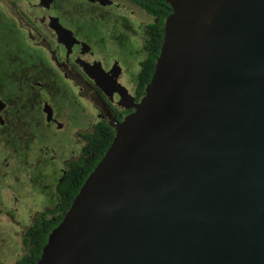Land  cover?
<instances>
[{"label":"water","instance_id":"1","mask_svg":"<svg viewBox=\"0 0 264 264\" xmlns=\"http://www.w3.org/2000/svg\"><path fill=\"white\" fill-rule=\"evenodd\" d=\"M167 1L144 94L36 264H264V0Z\"/></svg>","mask_w":264,"mask_h":264},{"label":"flooded vegetation","instance_id":"2","mask_svg":"<svg viewBox=\"0 0 264 264\" xmlns=\"http://www.w3.org/2000/svg\"><path fill=\"white\" fill-rule=\"evenodd\" d=\"M141 1L0 0V34L6 32L12 35L18 30L25 42L38 50L25 55L21 50L12 52L6 49L0 59V101L3 103L0 109V126L7 123V119L14 127L12 134L7 138L2 135L0 140H16L20 144L15 148L5 145V142L0 143L19 156L18 152L25 150L35 136L42 140L47 134L45 131L52 128L62 130V123L56 117L58 105L51 101L55 90H62L69 95L71 106L81 109V112L83 107L80 106L84 102L95 113L84 129L75 118L74 124L80 127L71 138L78 142V154L75 158L70 155L63 159L62 166L51 171L56 177L53 186L39 187L43 196L56 200L54 207H59L56 184L66 175L69 165L82 157L88 139L87 133L94 132L96 125L102 123L114 134L112 124L122 121L132 111L127 95L137 102L144 94L147 84L139 96L137 88L142 65L150 54L148 41L152 33L151 24H158L161 19L166 20L171 8L167 15L159 18L148 13L140 4ZM95 22L102 37L105 33L110 41L109 46L112 45L114 49L121 50L128 37L137 41L138 46L133 49L132 56L138 57L135 59L137 71L133 70L132 60L121 61L117 56H109L110 53L113 54L112 50L109 46L103 47L104 37L102 39L98 35L96 41L101 53L95 56V44L89 41L83 29ZM19 77L22 78L21 81ZM35 89L37 90L33 91ZM45 107L51 110L49 121ZM31 125L36 133L22 127ZM57 174H60L59 177Z\"/></svg>","mask_w":264,"mask_h":264},{"label":"rangeland","instance_id":"3","mask_svg":"<svg viewBox=\"0 0 264 264\" xmlns=\"http://www.w3.org/2000/svg\"><path fill=\"white\" fill-rule=\"evenodd\" d=\"M83 29L89 41L93 45L95 44L92 46L93 48L96 47L93 50L97 57L101 52H99L100 45L96 41L98 39L96 35L102 39L104 37L103 47H108L110 41L104 35L105 33L102 37L96 22ZM11 34H6V32L0 34V59L5 54L6 49L12 52L21 50V53L25 55L31 51L38 52L25 42L26 40L23 39L20 31L17 30ZM101 43L102 41H100ZM137 46V41L128 37L125 44L123 43L121 46L122 48L120 47L122 51L114 49L112 45L109 46L113 52L109 56H117L121 61L124 59L132 60L135 72L138 69L135 59L138 57L132 58V56L134 55L133 49H136ZM18 73L20 74V71ZM38 78L42 79L40 76ZM19 80L21 81L22 78L19 77ZM52 99L53 104L58 105L56 117L62 123V130L52 128L50 131H45L47 134L42 140L35 136L30 141L29 146L24 148L25 150L19 151L22 154L19 156L15 151L0 143V264H15L17 262L25 251L26 246H23V239L27 228L43 211L47 212V209L49 211L55 206L54 201L51 202L52 200L48 199V196H43L39 187L41 185L53 186L56 177L51 171L61 167L63 159H67L70 155L75 158L78 154V142L71 138L75 130L80 127L74 124L75 118L84 129L88 120L95 116L94 111L84 102L80 106V108L83 107L82 112L81 109L71 106L70 96L62 90H55L52 93ZM63 99L65 100L62 101ZM115 102L119 104L117 101ZM32 132L36 133L34 128H32ZM59 175L57 174L58 177Z\"/></svg>","mask_w":264,"mask_h":264},{"label":"trees","instance_id":"4","mask_svg":"<svg viewBox=\"0 0 264 264\" xmlns=\"http://www.w3.org/2000/svg\"><path fill=\"white\" fill-rule=\"evenodd\" d=\"M140 4L148 13L159 18L167 15L170 11L167 0H142ZM164 23L165 20L161 19L158 24H151L152 33L148 41L150 54L148 59L142 65L141 74L138 80L139 87L137 88V96L141 95L153 72L154 60L158 54L162 41ZM6 122L7 123L3 126H0V137L4 135L3 137L7 138V136L13 132L12 128L14 127H12L7 119ZM22 127H25L30 131H32L33 128L32 125ZM87 136L88 139L82 157L78 162H72L69 165V170L66 175L56 184V191L59 197V207H53L50 211L40 214L39 217L34 219L33 224L27 228L23 239V246H26L25 251L15 264H36L42 247L46 243L49 232L62 219L64 212L70 206L71 201L77 194L80 186L103 156L112 140L113 134L106 124L100 123L96 125L94 132L89 131ZM0 141L5 142L4 144L7 146L15 148L20 143V141L16 140ZM18 153L22 155L20 152ZM53 201L56 203V200H52L51 202Z\"/></svg>","mask_w":264,"mask_h":264}]
</instances>
